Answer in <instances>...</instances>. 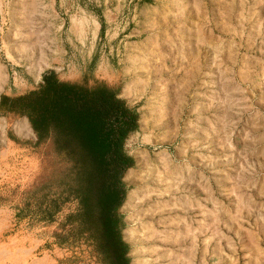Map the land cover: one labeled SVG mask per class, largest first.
<instances>
[{"label":"rangeland","instance_id":"1","mask_svg":"<svg viewBox=\"0 0 264 264\" xmlns=\"http://www.w3.org/2000/svg\"><path fill=\"white\" fill-rule=\"evenodd\" d=\"M46 71L101 82L139 114L121 208L132 264H264V0H0V96ZM15 138L19 143H14ZM0 117V264H91L59 224L17 217L61 167Z\"/></svg>","mask_w":264,"mask_h":264},{"label":"trees","instance_id":"2","mask_svg":"<svg viewBox=\"0 0 264 264\" xmlns=\"http://www.w3.org/2000/svg\"><path fill=\"white\" fill-rule=\"evenodd\" d=\"M9 116L27 120L35 137L25 143L31 150L48 145L61 164L20 195L12 206L16 216L52 222L72 205L56 244L83 247L91 264H132L121 208L130 191L124 178L135 166L125 145L139 130L137 110L101 82L64 81L46 71L33 89L0 96V117Z\"/></svg>","mask_w":264,"mask_h":264}]
</instances>
